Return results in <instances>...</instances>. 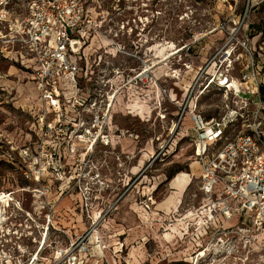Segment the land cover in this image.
Listing matches in <instances>:
<instances>
[{
    "label": "rangeland",
    "instance_id": "374dc122",
    "mask_svg": "<svg viewBox=\"0 0 264 264\" xmlns=\"http://www.w3.org/2000/svg\"><path fill=\"white\" fill-rule=\"evenodd\" d=\"M85 2L96 22L85 45L94 70L88 78L109 81L101 93L115 94L116 141L92 149L89 136L67 128L77 105L50 109L21 63L16 37L24 2L0 0V192L11 194L0 207L13 215L4 225L55 224L59 236L67 227L69 244L99 230L107 256L115 239V251L125 255L128 233L135 264H264L259 230L238 217L212 219L202 209L191 116L178 123V100L184 103L192 87L198 105L214 113L223 100L222 76L248 98L251 84L241 85V77L254 75L264 99V0ZM181 171L191 179L179 205L158 207ZM94 257L109 264L103 252Z\"/></svg>",
    "mask_w": 264,
    "mask_h": 264
},
{
    "label": "built area",
    "instance_id": "2783aa9c",
    "mask_svg": "<svg viewBox=\"0 0 264 264\" xmlns=\"http://www.w3.org/2000/svg\"><path fill=\"white\" fill-rule=\"evenodd\" d=\"M22 1L26 13L16 41L41 99L54 111L62 110V104L77 105V113L67 122L70 133L89 136V140L83 139L88 142L87 149L98 142L108 145L115 94L101 93L109 81L88 78L94 70H90L84 47L96 22L87 15L85 0ZM87 78L90 81H84ZM254 79L249 73L241 77V85L251 84L246 86L247 90L252 88L248 98L240 96L241 88L224 87L220 80L217 85L224 90L223 100L217 115L209 118L194 112L197 104L193 103L192 87L187 100L179 105L178 123L191 116L190 141L200 165V189L206 200L202 209L207 207L212 219L216 214L227 220L238 217L264 235V99ZM70 89L72 95H68ZM53 114L57 119L67 115ZM46 129L51 131V123ZM12 217L5 212L0 218V264H41L38 253L42 244L34 255L26 257L10 238L19 233L8 227L22 226L4 225L10 218L12 223ZM89 243L85 235L59 248L50 264H83L81 254L88 252Z\"/></svg>",
    "mask_w": 264,
    "mask_h": 264
},
{
    "label": "crops",
    "instance_id": "0c3cea01",
    "mask_svg": "<svg viewBox=\"0 0 264 264\" xmlns=\"http://www.w3.org/2000/svg\"><path fill=\"white\" fill-rule=\"evenodd\" d=\"M25 13H26V7H25ZM23 18H24V16H23ZM21 23H22V21L20 22V25H21ZM89 47L88 46L84 47V52L86 55H88L90 53ZM19 54H20V58H21V63L23 61H24V63L28 62V61H26V59L22 58L21 52ZM22 65L24 68H26V70H29L23 63H22ZM72 94H73V89H70L68 92V95H72ZM178 102H179V104H181L180 100H178ZM193 103L197 104V109L195 111L193 109L192 110L195 113H201L204 117H207V118H209V117L213 116L215 113H217V106H219L218 104H215L216 108H215V110H213L214 113H207L204 111V107H205L206 103H200L198 105V96L197 95L193 98ZM191 124L189 127L190 133H192L191 130H192V126H193V124L192 125ZM186 132L188 133L189 131L186 130ZM115 137H116V135H115V133H113V131L111 129V144L112 145L116 141ZM173 178L170 180V187L171 188L173 187V184H172ZM188 184H189L188 181L186 183H184L183 187H182V191L180 194H178L177 196H168L166 199H164V201H162L158 204V207L175 209L179 205V203L181 201L182 194H183L182 192H184V189H185L186 185H188ZM30 215H31V217H33L32 214H30ZM56 227H58V226H56L55 224H53L52 226H48L46 224H42L40 226H37V225L34 226L30 222V224H28L27 226L26 225L25 226L22 225V226H18V227L9 226L8 228L9 229H16L17 232L19 233V236L14 235V236H11L10 238L14 241L15 245L20 246L21 252H23L26 257L34 255L35 252L38 250L39 246L42 244V249L38 253L39 260L41 261V264H50L53 261V259L55 258L57 250L59 248H64V247L68 246V244H69V237L66 234H63V233H68L69 229H67V227H61L63 233H60L61 235L59 236V235H56V234H58V230L54 229ZM100 233L101 232L99 230H96V232H95V230L91 232L90 237H89L90 243H89L88 252L81 254V259L83 260V264H103V263H101L102 261L100 260L99 257H97V258L94 257L97 253L100 254L102 252L105 255L106 261H108L109 264H116L117 258L122 256V255H123L124 259L121 260L119 258V262H121V264H135V262H134L135 260H133L132 256H131L132 255L131 249L126 248V245H127L126 241L130 239V235L128 233L125 234V235H127L125 237V242L121 241V244L124 243L123 247H125V250H126L125 255L124 254L121 255L120 253H118V250H117V252L115 251V249L119 248L116 244L117 239H115V241L111 243V247L114 250L110 249L111 251H114V254L113 255L109 254V256H107L106 250L104 253V249L106 246L104 243V239L102 238ZM144 236H145V233H144ZM97 238H99V240H97ZM97 242H99V243H97ZM146 244H147V241L145 240L142 243V246H146ZM139 264H141V262Z\"/></svg>",
    "mask_w": 264,
    "mask_h": 264
},
{
    "label": "bare ground",
    "instance_id": "6f19581e",
    "mask_svg": "<svg viewBox=\"0 0 264 264\" xmlns=\"http://www.w3.org/2000/svg\"><path fill=\"white\" fill-rule=\"evenodd\" d=\"M163 49H164V48H162V49L160 50V53L163 52ZM225 54H226V53H225ZM163 55H164V53H163ZM159 62H161V61H159ZM219 80H221V84H223L224 87H226L227 84H228V86H230L231 88H232L233 86H236V82H235L234 80L230 82V80H229L227 77H225V76L220 77ZM140 111H141V110H140ZM175 126H176V125H174L173 129L175 128ZM128 143H129V142H127V144H128ZM190 179H191V178H190V174L187 173V172H184V171L178 172L176 175H174L173 183H172V184H173V187L171 188V189H173V190H172L170 196H177L178 194H180L181 191H182L183 184L186 183L187 181L189 182ZM9 196H11V194H8V193H6V192H0V204H2V203H3V204H7V203L9 202ZM36 196H39V194H36ZM38 207H41V206L38 205L37 208H38ZM4 211H5V210L3 209V207H0V218H1V219L3 218ZM4 219H5V218H4Z\"/></svg>",
    "mask_w": 264,
    "mask_h": 264
}]
</instances>
